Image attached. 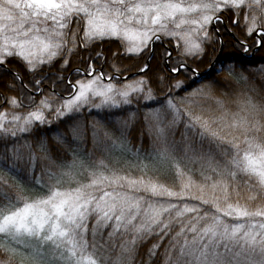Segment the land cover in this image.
Returning a JSON list of instances; mask_svg holds the SVG:
<instances>
[{"label": "snow or ice", "instance_id": "1", "mask_svg": "<svg viewBox=\"0 0 264 264\" xmlns=\"http://www.w3.org/2000/svg\"><path fill=\"white\" fill-rule=\"evenodd\" d=\"M253 48L264 0H0V264H264Z\"/></svg>", "mask_w": 264, "mask_h": 264}, {"label": "trees", "instance_id": "2", "mask_svg": "<svg viewBox=\"0 0 264 264\" xmlns=\"http://www.w3.org/2000/svg\"><path fill=\"white\" fill-rule=\"evenodd\" d=\"M109 47H111L113 50H115L116 45L113 43L111 45H106L105 46V52L108 53V49ZM159 51V49H158ZM232 55H239V56H243L242 52L237 49L235 50V52L232 49H226L220 59L223 60L225 57L228 56H232ZM109 57H110V53H109ZM246 60L250 61L255 67H260V63L258 62H264V51H256L254 58H247V55L244 56ZM209 59H214L212 57H209ZM100 62H97V66L99 67ZM211 64H209L207 61L201 66V72L205 71ZM74 66H78V67H85L86 65H81L79 64V62L77 60H74L72 63V67L69 69V71L67 73H65V75H68V73L73 69ZM217 67H219V65L217 64ZM105 71H107V66H105ZM208 77H216L215 71L214 69L211 71V73L208 75ZM219 80H224L225 77L224 76H219L216 77ZM250 80L255 84V86L257 88H261L262 86H264V80H261L260 77L256 74H252L250 76ZM238 87L241 90H247L249 85L244 84L243 82H241L238 86L234 85V88ZM65 89L62 87L60 89H58V91H60L61 93L65 94ZM229 93H231L233 91V89H228ZM53 127H55V125H53Z\"/></svg>", "mask_w": 264, "mask_h": 264}, {"label": "rangeland", "instance_id": "3", "mask_svg": "<svg viewBox=\"0 0 264 264\" xmlns=\"http://www.w3.org/2000/svg\"><path fill=\"white\" fill-rule=\"evenodd\" d=\"M256 49L255 48H253L252 49V52L250 53V54H248L247 55V58H254V56H255V53H256ZM254 52V53H253ZM242 55H245L243 52H242ZM78 66H74L73 67V69L68 73V76H71L72 77V79H75V76L73 75V73H74V71H75V69L77 68ZM86 67V66H85ZM208 76V75H207ZM65 91V90H64ZM64 95H67V92L65 91V94Z\"/></svg>", "mask_w": 264, "mask_h": 264}, {"label": "bare ground", "instance_id": "4", "mask_svg": "<svg viewBox=\"0 0 264 264\" xmlns=\"http://www.w3.org/2000/svg\"><path fill=\"white\" fill-rule=\"evenodd\" d=\"M218 55H219V53H218ZM221 55H222V53L220 54L219 58L221 57ZM209 69H210V72L208 73V75H209L211 73V71L213 70V67L211 68V65L205 71H203L202 74L205 73L206 71H208Z\"/></svg>", "mask_w": 264, "mask_h": 264}, {"label": "water", "instance_id": "5", "mask_svg": "<svg viewBox=\"0 0 264 264\" xmlns=\"http://www.w3.org/2000/svg\"><path fill=\"white\" fill-rule=\"evenodd\" d=\"M254 53V52H253ZM221 53H219V56H220ZM211 68H212V65H211ZM210 72V69L208 71H206L205 73H203V75L207 76L208 73Z\"/></svg>", "mask_w": 264, "mask_h": 264}]
</instances>
